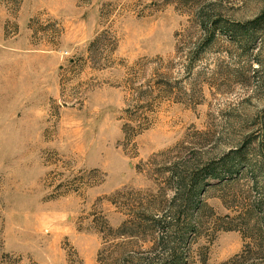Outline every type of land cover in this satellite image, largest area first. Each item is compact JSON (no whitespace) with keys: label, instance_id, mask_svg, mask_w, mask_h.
<instances>
[{"label":"rangeland","instance_id":"obj_1","mask_svg":"<svg viewBox=\"0 0 264 264\" xmlns=\"http://www.w3.org/2000/svg\"><path fill=\"white\" fill-rule=\"evenodd\" d=\"M189 174V264H264V0H0V264H147Z\"/></svg>","mask_w":264,"mask_h":264},{"label":"trees","instance_id":"obj_2","mask_svg":"<svg viewBox=\"0 0 264 264\" xmlns=\"http://www.w3.org/2000/svg\"><path fill=\"white\" fill-rule=\"evenodd\" d=\"M237 155L238 152H235ZM229 156L219 159L215 163H210L202 168L204 175H208L209 179L218 180L221 178L220 174L225 171L227 174L233 175L237 173V168L241 165V160L235 162L232 160L228 163ZM240 163V164H239ZM223 172V173H225ZM196 175L189 174L182 179L183 184H177L178 186L173 188V196L171 199L172 206L168 208V211L162 215V217L155 216L153 222L155 224V233L158 235L157 247H162L161 250L157 251L147 264H189V255L185 252L180 251L177 245L182 244L185 246L188 234L194 231V223L192 221V214L196 210L194 205V197L197 196V180ZM198 177V175H197ZM179 180V179H178ZM189 182V183H185ZM199 196V194H198ZM179 202V203H176ZM192 212V214H191ZM182 220V228L178 229L181 235L179 241L174 243L172 236L176 234L178 223ZM178 234V233H177ZM173 244L172 248L170 245Z\"/></svg>","mask_w":264,"mask_h":264}]
</instances>
